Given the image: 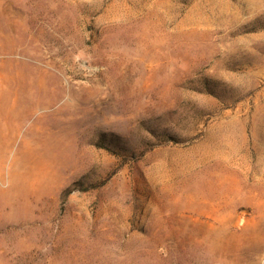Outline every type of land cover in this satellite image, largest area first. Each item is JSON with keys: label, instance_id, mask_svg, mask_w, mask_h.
I'll return each mask as SVG.
<instances>
[{"label": "rangeland", "instance_id": "obj_1", "mask_svg": "<svg viewBox=\"0 0 264 264\" xmlns=\"http://www.w3.org/2000/svg\"><path fill=\"white\" fill-rule=\"evenodd\" d=\"M261 240L264 0H0V264H264Z\"/></svg>", "mask_w": 264, "mask_h": 264}, {"label": "bare ground", "instance_id": "obj_2", "mask_svg": "<svg viewBox=\"0 0 264 264\" xmlns=\"http://www.w3.org/2000/svg\"><path fill=\"white\" fill-rule=\"evenodd\" d=\"M179 208V207H178ZM179 209H181V208H179ZM186 213V211L185 210H178V211H174V209L172 210V212L171 213H169L168 214V216L166 217L167 218V220H169V221H175V220H178V219H188V218H191L190 216L188 217V216H184V214ZM160 214H162V213H160ZM263 243H264V240H261ZM264 245V244H263ZM260 246V245H259ZM167 254H169V253H167ZM167 256H169V255H167Z\"/></svg>", "mask_w": 264, "mask_h": 264}]
</instances>
